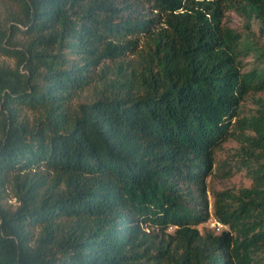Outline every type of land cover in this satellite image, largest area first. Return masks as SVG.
Listing matches in <instances>:
<instances>
[{
    "label": "trees",
    "instance_id": "obj_1",
    "mask_svg": "<svg viewBox=\"0 0 264 264\" xmlns=\"http://www.w3.org/2000/svg\"><path fill=\"white\" fill-rule=\"evenodd\" d=\"M11 1L0 264H264V102L240 115L247 94L264 92L251 26L264 24V0ZM234 126L262 151L251 198L232 207L218 193L224 226L202 231L215 152Z\"/></svg>",
    "mask_w": 264,
    "mask_h": 264
},
{
    "label": "rangeland",
    "instance_id": "obj_2",
    "mask_svg": "<svg viewBox=\"0 0 264 264\" xmlns=\"http://www.w3.org/2000/svg\"><path fill=\"white\" fill-rule=\"evenodd\" d=\"M141 13L146 17H153L156 13V9L153 12L151 10V5L142 3L136 6ZM18 11L17 5L11 0H0V19L6 22L10 19L12 12ZM225 22L231 26H242L244 23L243 18L232 10H227L225 16ZM252 30L257 34L264 43V24L259 20H255L251 24ZM144 38L141 39V45H143ZM135 57V55H130V58ZM248 58L246 61H250ZM0 61L7 62L10 64L14 63L13 58L7 57L0 54ZM91 89L82 95L81 100L87 99L88 95L91 97ZM86 96V97H85ZM258 99L264 102V92L249 93L241 101L240 115L253 114L255 111L261 107L258 105ZM35 114L33 112H28V118L32 120ZM237 117H235L232 122H235ZM235 129V134H231L227 137L223 143L216 149L215 152V162L213 173L207 179L208 195L210 199V211L212 215L210 219L201 224L199 227L202 231L210 230L218 232L214 227L215 220H218L213 214V209L215 208L214 202L217 194L220 193L219 197H223L225 203L230 204L232 207L238 205L241 200L248 201L251 196L247 194L246 189H251L254 187V178L252 176V166H256L259 161L262 160V151L260 147L253 142H248L245 140L246 134H250L253 131L244 129L242 132L240 128ZM241 132V133H240ZM7 203L10 207L15 208L18 201L12 193L7 197ZM169 231H173L174 228H169Z\"/></svg>",
    "mask_w": 264,
    "mask_h": 264
},
{
    "label": "built area",
    "instance_id": "obj_3",
    "mask_svg": "<svg viewBox=\"0 0 264 264\" xmlns=\"http://www.w3.org/2000/svg\"><path fill=\"white\" fill-rule=\"evenodd\" d=\"M214 224L216 225L217 228H221L224 226V224L218 220H215Z\"/></svg>",
    "mask_w": 264,
    "mask_h": 264
}]
</instances>
